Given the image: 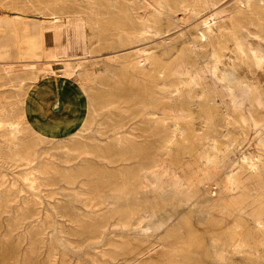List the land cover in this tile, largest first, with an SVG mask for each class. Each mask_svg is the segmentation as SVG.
Segmentation results:
<instances>
[{
  "label": "rangeland",
  "instance_id": "374dc122",
  "mask_svg": "<svg viewBox=\"0 0 264 264\" xmlns=\"http://www.w3.org/2000/svg\"><path fill=\"white\" fill-rule=\"evenodd\" d=\"M231 3L233 0H224L218 7L229 8ZM198 4L197 18L188 21V24L190 22L195 25L203 19H207L209 24L219 21L213 16L215 7ZM2 15H5V12L0 10V16ZM92 34L91 30H87V47L97 45L92 39ZM177 36L178 33L175 32L167 38L173 39ZM222 40L225 41L226 47L234 52L230 55L226 52V56L234 58V55H237L235 59L238 65L237 73L244 75L246 80L251 82L250 85L264 98V56L258 62L249 48L254 47L262 50L263 53L264 49H261L256 42L251 45L243 41L245 52L241 53L235 48L234 39L230 34H225ZM161 41L159 40L158 44ZM2 42L0 37V110L9 109L15 112L17 107L20 108L24 104V109L33 125L39 132L49 137L51 143L49 141V143L37 144L34 148L33 160L29 164H14L12 161L8 162L9 159L5 156V153L14 149L13 141H10L4 129L0 128V264H154L153 261L158 260L154 252L159 247L155 241L166 237L176 221L183 218L188 227L190 224L194 226H190L193 238L196 235L194 239H204L203 255L209 262L213 261L212 264H264V245L259 244L264 241V229L262 233L260 225L255 222L256 218L264 217V193L260 190L264 189V168L260 170L257 178L246 170L242 174V181H246L247 187L244 194L240 190H234L228 195L244 201L242 203L244 209L237 215L239 221L236 225L243 221L246 224V226L244 223L241 225L245 235L238 236L245 243L243 247L245 250L242 249L244 251L241 250L233 255L226 253L224 262L217 259L220 249L228 247L231 242L230 236L234 237V232L237 231L235 229L233 232V227L235 228L236 225L231 226L233 220L227 215L230 208L219 202L223 195V178L228 171L238 170L237 164L243 162V157L250 156L253 161H256L258 156L264 157V153L258 149V145L253 140L255 134L248 133L244 125L234 123L236 115L233 111L223 108L218 102L215 106L207 104L209 107H206L201 97L191 96L198 92L197 89L189 93L185 90L181 93L169 92L159 83L155 86L153 94L157 99L159 97L158 101L160 103L162 101L163 106H169L170 113L163 115L159 110H155L160 118H167L162 119L161 127L168 128L167 133L158 137L156 143L158 152L155 148L153 151L152 147H149L151 138L145 137V139H135L136 143L142 141L144 148L134 156L119 154L109 150V144L113 142L111 134H106L104 130L110 126L113 118L112 110L114 112L115 109L109 107L111 110L106 111L99 108L103 105V97L106 100L108 97V102H113L128 97L132 90L147 96L148 93L143 86L145 82H140L143 80L141 76L132 74L130 70L125 71L123 60L105 54L106 51L100 53L102 56H87L85 59L61 55L56 57L58 59L43 57L35 61L23 62L33 59L24 57L22 52L13 48H9L6 54ZM168 42L169 40L165 41ZM50 46L49 43L45 44L46 48ZM154 51L160 52V49ZM210 51L211 47L208 46L205 51L198 52L196 61H205L209 65ZM160 55L161 53H157L156 57L163 60ZM141 64L147 69L151 62L143 58ZM145 80L150 81L151 78L145 77ZM53 84L57 87L58 102L53 106L52 111L45 112L38 107L45 103V94L41 92L45 91L46 85ZM137 85L139 86L136 87ZM181 95L185 97L186 106L178 101ZM93 96L94 108L98 111L95 112L91 128L80 132V126L88 118L86 105ZM127 104L121 103L120 106ZM97 105L100 106L97 108ZM263 107H258L254 111L259 119L261 117L264 119ZM209 110L214 113L213 126L217 130V133L210 135L208 132L211 126L207 118ZM182 113L190 114L191 117L182 120ZM227 113L229 117H225ZM172 114L178 116L176 123V120L171 118ZM158 116L145 120L158 124ZM136 120L138 119L131 121V126L137 125ZM175 126L181 128L173 135L170 130ZM50 128L54 129L53 133L48 132ZM96 130L99 131L95 132ZM197 137H213L220 147L218 159L222 162L215 165V168L210 166V162L205 164V160H202L205 156L209 158L214 156V151L208 149L210 146H206L211 140H202L205 146L199 145ZM77 143L99 146L100 149L105 150L104 153H109V164L101 156L85 155L81 153V149H74L73 144ZM225 144L228 145L226 152ZM153 158L155 161L151 163ZM81 163L83 165H80ZM37 164H40L37 166L40 170L34 171ZM134 170L138 174L141 172L140 176ZM65 174L67 177H64V181ZM33 175L39 178L38 185H31L24 179ZM124 177L126 182H123ZM59 179H62L61 182L58 181ZM147 180L149 183L146 182ZM257 180L260 182H256ZM12 190L15 194L11 193ZM193 193L196 194L197 199L185 201ZM178 197L184 201L177 210L174 203ZM198 199L202 202L206 201L207 206H212L211 210L210 207H206L201 211L200 205L196 203ZM199 218L206 222V226L196 224ZM161 223H165V226L157 231ZM165 227L169 228L167 232L164 231ZM228 227L230 229L227 231L225 228ZM177 230L180 234L183 233L181 228L178 227ZM230 231L234 235H231ZM210 237L218 239L213 241V246L207 244ZM147 239L152 241L151 246L143 250ZM134 249L142 250V254L134 256Z\"/></svg>",
  "mask_w": 264,
  "mask_h": 264
},
{
  "label": "bare ground",
  "instance_id": "6f19581e",
  "mask_svg": "<svg viewBox=\"0 0 264 264\" xmlns=\"http://www.w3.org/2000/svg\"><path fill=\"white\" fill-rule=\"evenodd\" d=\"M222 1L224 0H0V10L5 12V15L0 16V37L3 41L2 48H4V52L6 54L9 52V48H13L14 50L17 49L22 52L24 57L33 59L25 60L23 62L35 61L36 59L43 57L47 59H58L56 57L61 55L85 59L87 56H102L100 53L106 51L105 54L115 56L123 60L122 62H124L123 64L126 67L125 71L130 70L132 74L141 76L143 80L140 82H145L143 86L145 87V91L148 93L147 96L138 93L137 90H132L128 97L113 102H108L109 99L107 96V100L103 97L104 95L102 96L103 98L100 96L104 100H102L103 105H99V109L106 111L110 109L109 107H114L115 109L114 112L112 110L113 118L111 119L112 122L110 126L104 129L106 134H111V140L113 142L109 144V150L116 151L119 154H131V156H134L135 153L140 152L142 148H144L142 141L136 143L135 139H145V137H148L149 139L151 138V146L149 145V147H152V149L157 148L156 143L158 137L167 133L168 128L161 127L160 122L163 118H160L157 115L159 113H156L155 110H159V112L163 115H165V113H170L168 108L169 106H163L164 104L162 101L161 103L158 101L159 97L157 99L153 94L155 86L160 83L162 88L169 92L174 91L181 93L185 90L189 93L191 90L197 89L198 92L191 94V96L197 98L201 97L206 107H209V104L215 106L218 102V104L223 106V108L233 111L236 115L234 117V123L244 125L248 133L253 132L256 136L253 140L258 145V149L262 150L264 153V119H262V117L261 119L256 117L254 112L256 108L264 106V98L261 97V93L259 91L250 85L251 82L247 81L244 75H239L237 73L238 65H236L235 62L237 55H234V58L226 56V52L229 53L228 55H230V53L233 54L234 52L226 47L224 44L225 41L222 40L225 34H230L234 39L235 48L241 53L245 52L243 49V41L251 45L253 42H256L261 49H264V0H233V3H231L232 5L229 8H220L218 6L221 5ZM198 3H201L203 6L215 7V10L213 9V16L219 21L209 24L207 19H203L200 22H198L197 19V24L192 25L190 22L188 24L187 22L194 20L198 14ZM201 14H203V12ZM179 15H181V17H179ZM213 27H215V31ZM251 27L253 28L251 29ZM87 30L92 31V39L95 40V43L97 44L96 47H87ZM175 32L178 33L177 37L173 39L167 38L172 36ZM159 40H162L160 44H158ZM166 40H169V42L165 43ZM46 43H49L51 46L46 48ZM208 46L211 47V53L209 54L211 62L209 65H207L205 61H196L198 52L205 51ZM157 49H160V52L154 51ZM249 51L254 53L255 56L253 55V57H255L258 62L263 59L264 53L262 50L251 47L249 48ZM157 53H161L160 56L163 57V60L156 57ZM246 55L248 54L246 53L245 56ZM249 56L252 57L251 54H249ZM143 58L151 62L149 68L147 67V69H144V65L141 64ZM229 58H232V60H228ZM59 63L61 62L59 61ZM62 65L65 66V64ZM145 77L151 78V80L146 81ZM256 81L257 80H255V83H257ZM121 86L119 85V87ZM138 86L139 85L136 87ZM98 91L100 90L98 89ZM41 93L45 94V103L39 105V109L45 112L52 111L53 106L58 102L57 87L54 84L46 85L45 91H42ZM94 98L95 97L93 96V99L89 98L88 100L86 105L88 118L84 117V119H87H83L85 122L80 126V132L91 128L93 119L95 118V112L98 111L94 108ZM216 99L218 101H216ZM178 101L183 106L187 105L184 96L180 97ZM121 103L130 104L120 106ZM99 106L97 105V108ZM101 110L100 114H102ZM228 113L225 117H229ZM189 115L190 114L182 113V120L191 117ZM155 116L159 117V125L145 120V118H154ZM177 117V115H171V118L176 120L175 123L177 122ZM207 118L209 119V124L211 126L208 134L217 133V130L213 126L214 113L209 110ZM135 119H138L136 120L137 125L131 126V121ZM164 119L167 118L164 117ZM53 127L56 126L53 125ZM0 128L4 129V132L10 138V141H13L14 149L5 153V156L9 159L8 162L12 161L14 164H29V162L33 160L35 146L37 144L49 143L50 141L49 137L39 132V130L33 125L26 110L24 109V104L20 108L17 107L15 112H11L9 109L7 111L0 110ZM180 128V126H175V128L172 129L171 127L172 130H169L170 133L173 134ZM53 130V128H50V131L48 132L53 133ZM97 131L99 130H96L95 132ZM172 139L174 138L172 137ZM202 140H211V142L207 143L208 145L206 146H210L208 149H212L214 151V156H212V158H209L208 156L202 158L200 156V158L205 160V164H207L206 162H210V166L215 168V165L222 162L218 159L220 147L214 141L213 137H197V143L199 145L204 144ZM91 141L92 140L90 139V142ZM73 146L74 149H81L82 154L93 157L101 156L109 164V153H104L105 150L100 149L99 146L95 144L83 145L80 143L73 144ZM170 146L173 147L171 144ZM145 147H147V145ZM161 147L162 145L160 148ZM164 147L166 148V146ZM224 148L226 152L228 145L225 144ZM155 149H153V151H155ZM156 151L158 152L157 149ZM154 161L155 160L153 158L151 163ZM242 161V163L237 164V171H228V174L223 178V195L219 199V202L224 204V206L226 205L225 207L230 208L227 215L233 220L231 226H235L237 221H239L237 219V215L242 209H244V205H242L244 201H240V198H237L236 196L228 197V195H230L234 190H240L242 193L246 191V181H242V174L246 170L250 171V173L257 178L260 170H263L264 168V157H262V155L258 156L256 161H253L250 156L246 158L243 157ZM39 165L40 164L36 165L34 171L40 170L37 169V166ZM80 165L83 164L81 163ZM130 169H132V167ZM68 171L71 172L70 170ZM149 171L151 172V170ZM135 172L137 173V171ZM38 173L40 174V172ZM66 174L68 175L70 173ZM66 174L64 176L62 175L63 180L65 176L67 177ZM139 174L137 173V175ZM148 174L146 176H148ZM24 179L31 185H38L37 181L39 178L36 175L31 177L27 176ZM60 180L62 179H59L58 181ZM71 180L72 179H70V182ZM259 180L256 182H260ZM76 181L78 182V180ZM126 181V177H124L123 182ZM146 182L149 183L148 180ZM147 183H144V185ZM260 190L264 193V189ZM12 192L13 190L11 193ZM177 193H179L178 190ZM13 194L15 193L13 192ZM196 199L197 196L193 193L187 197L185 201H194ZM244 200L246 201V199ZM183 201L184 200L181 197L177 198L176 203H174L177 210L178 208H181ZM205 202L206 201L202 202L198 199L196 203L200 205L199 207L201 208V211L206 207H210L211 210L212 206H207ZM251 202L256 201L253 200ZM256 204H258V202H256ZM183 220L185 219H178L176 224L173 226V229L168 232L166 237L158 238L155 241L159 247L157 250L155 249L156 252H154V255L158 257V260H160L153 261L154 264H212L213 261L209 262L203 255L205 249L204 239H194L196 232L194 231L195 233H193V235L195 236L193 238L191 233L192 230H190L191 224L188 227L186 225V220V223ZM255 222L260 225V229L263 233L264 217L256 218ZM242 223H244V221L238 223L235 228L233 227V232L235 229H237V231L234 232L235 235L230 231L231 235H234V237L230 236L229 238V240H231L230 244L227 245L228 247L226 249L221 248L220 252L217 254V259L221 262L226 260V253L233 255L239 253L242 249L245 250V248H243L245 243L238 238V236H242L243 234L242 230L244 229L241 227ZM196 224L203 227L206 222L200 220L199 218L197 219ZM164 226L165 223H161L156 230L158 231L161 228H164ZM176 227L181 228L183 233L180 234ZM247 227L249 229V226ZM257 227L259 229V226ZM168 229L166 228L164 231L167 232ZM225 229L228 231L230 228L228 227ZM217 240V238L215 239L210 237L207 241L206 238V241L208 242L207 244L212 246L213 241ZM151 242V240L147 239L144 246L145 248L142 249H148L151 246ZM259 244L264 245V241H261V243L259 242ZM139 249H134V256L142 254V250Z\"/></svg>",
  "mask_w": 264,
  "mask_h": 264
}]
</instances>
